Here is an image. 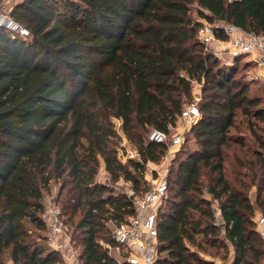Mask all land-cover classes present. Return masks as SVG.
Returning a JSON list of instances; mask_svg holds the SVG:
<instances>
[{
  "label": "trees",
  "instance_id": "16d2710c",
  "mask_svg": "<svg viewBox=\"0 0 264 264\" xmlns=\"http://www.w3.org/2000/svg\"><path fill=\"white\" fill-rule=\"evenodd\" d=\"M194 9L209 24L264 36V0H21L12 6L11 19L29 36L0 29V264L5 258L62 264L46 243L42 220L44 193L53 183L60 184L56 203L80 248V264H119L105 245L117 246L112 227L136 210L125 193L97 182L101 160L111 182L123 179L143 195L147 165L168 153L167 145L145 136L170 134L194 82L203 86L201 117L190 129L197 149L168 175L156 264H215L200 251L228 253L226 242L231 264H263L255 216L264 214V107L235 78L236 69L222 66L201 42ZM239 116L259 146L242 165L261 172L250 184L257 189L254 203L247 175L234 182L227 173V150L244 146L233 132ZM117 120L139 159L120 160Z\"/></svg>",
  "mask_w": 264,
  "mask_h": 264
},
{
  "label": "built area",
  "instance_id": "2783aa9c",
  "mask_svg": "<svg viewBox=\"0 0 264 264\" xmlns=\"http://www.w3.org/2000/svg\"><path fill=\"white\" fill-rule=\"evenodd\" d=\"M4 3V2H3ZM11 8L0 10V29H7L15 34L29 36V31L17 24L10 17ZM224 37L223 39L219 37ZM198 37L207 46L214 41L225 44L226 52L234 62L237 58L245 56L256 63V74L252 76L254 81H264V36L254 33H247L241 28L224 22L204 24L198 30ZM201 117L197 101L187 103L174 127L171 143L168 142V135L157 130H152L147 142L165 144L168 152L183 143L184 131L190 130ZM117 130L121 133V122L115 121ZM169 134V135H170ZM167 154L165 157L168 159ZM122 162L129 159H139L138 152H127L126 155L119 154ZM159 169H153L157 174L154 185L146 188L143 195L138 196L133 187L128 188L125 194L132 200L136 214L128 217L126 221L113 227V238L116 243L115 250L119 253V264H156L158 256V228L157 215L159 207L168 193V174L170 163L166 162ZM151 167V164H148ZM206 196L210 199L209 191L205 189ZM215 224L221 226V209L218 201L213 202ZM42 220L46 225V243L48 247L57 252L62 258V264H78L76 252L73 248L72 239L69 235L67 225L61 208L54 199L48 196L44 204ZM258 233L264 239V218L257 222ZM109 250L112 247L106 246ZM215 264H224L215 261ZM264 264V262H263Z\"/></svg>",
  "mask_w": 264,
  "mask_h": 264
},
{
  "label": "rangeland",
  "instance_id": "374dc122",
  "mask_svg": "<svg viewBox=\"0 0 264 264\" xmlns=\"http://www.w3.org/2000/svg\"><path fill=\"white\" fill-rule=\"evenodd\" d=\"M19 1H21V0H4V3L0 6V10L5 11V9H7V8H12V6ZM193 16L197 21L201 22L202 25L209 24L208 22L204 21L203 19H200L197 16V9L193 10ZM206 47H207L208 51L212 52L215 56H217L219 58L220 64L222 66H228L231 68L233 67L234 69H236L235 78L240 79V81H242L245 85H247L249 88L248 95L250 97H259L262 100L261 106L264 107V81L252 80V76L254 74H256V71L258 69V68H256L257 67L256 63L254 61H252L251 58L242 56V57L237 58L239 61L237 62V64H235L232 61V59L230 58V55L226 52L227 48H226L225 44H221L217 41H214L211 45H207ZM202 89H203L202 84L194 82L193 83V96L189 100L190 102L197 101L199 104V107H200V104H201V101L203 98ZM242 120L245 122H242ZM237 121H238L237 123H238L239 129H238V131H233V132L237 133L238 136L243 137L244 146L240 147V146L234 145L227 150V156H228L227 157V163H226L227 173L230 176V178L233 179L234 182L237 179L238 174L241 173V174L247 175L248 178L246 181H247V184L249 186L247 188L246 193H247L248 197L251 199V201L254 203L255 198H256L257 189H256V185H250V184L252 181L253 174L256 173L259 175L261 172H260V169L258 167H256L254 170H252L249 167V165H247V167H245L243 169L242 165H244V162L250 163V161H253V156H251V154H252V152L257 150L259 148V146L255 142L254 138L251 136V133L248 130V124L246 123L245 118L242 116H239ZM261 127H263V126H261ZM172 135H173V132H171V134L168 135L169 144L171 143ZM260 135L264 139V132L261 133ZM147 138H148V136H145V141H147ZM195 149H197V143H196L195 139L193 138L192 134L190 133V130L184 131L182 145L179 147L173 148L170 153L168 152L167 154H170L168 156V159H166V157H167L166 156L157 165H151V167H149L147 165L146 171L144 174V179L142 180L141 184L150 189L154 185V181H156V179L158 177L156 172L153 169H155V168L159 169L160 167L167 164L166 162H168V163H170L169 167H170V171H171L173 163H174V165H177V162L179 160L185 159L186 155H184V153H186L188 151H194ZM118 150H119V154H122V155H126V153L128 151L132 152V151L136 150L134 144L129 142L127 140L126 136L122 132H121V139L119 140ZM96 180L99 183L110 184V186L114 187V189L118 193H125L128 188L132 187V184L130 182H127L123 179H121L117 183L111 182L109 176L105 172L104 163L102 160H101V166L99 169V174H98ZM204 181L206 184L208 183L206 179H204ZM59 188H60L59 183H57V184L53 183L51 185L50 189L48 191H45L44 201L46 202V200H48V196H49L50 198L54 199V201L56 202ZM205 189L206 188H204V191H205ZM204 196H206L205 192H204ZM65 218L68 220L67 215ZM261 218H264V214L260 210H257L256 216H255L256 222H258V220H260ZM78 219H79V216L76 217L74 219V221L77 222ZM258 228L259 227L257 224V230H258ZM69 229H70V233L72 234L74 228L71 226V224L69 226ZM223 237H224V234L222 231L220 233V238H223ZM226 243H227L228 248L230 249V251L228 253L226 252V250L225 251L222 250V251H219V253H217L216 250H212V249L208 248L206 252L200 251V256L209 262L215 263V261H216L219 263L230 264V261L232 260V255H233L232 254L233 248H232L231 244H229L228 242H226ZM106 246L107 245H105V247ZM73 248L76 252V258H78V255L80 253V248L78 247V245H76L75 247L73 246ZM192 249L195 250V248H193V247H192ZM109 254L115 260L120 259L119 253L113 247H112V250H109ZM226 255H227V258L222 259ZM2 264H12V262L8 258H5V259H3ZM78 264H80V262H78Z\"/></svg>",
  "mask_w": 264,
  "mask_h": 264
},
{
  "label": "crops",
  "instance_id": "0c3cea01",
  "mask_svg": "<svg viewBox=\"0 0 264 264\" xmlns=\"http://www.w3.org/2000/svg\"><path fill=\"white\" fill-rule=\"evenodd\" d=\"M232 263V260L230 261V264Z\"/></svg>",
  "mask_w": 264,
  "mask_h": 264
}]
</instances>
